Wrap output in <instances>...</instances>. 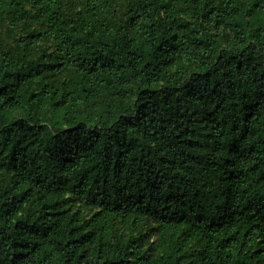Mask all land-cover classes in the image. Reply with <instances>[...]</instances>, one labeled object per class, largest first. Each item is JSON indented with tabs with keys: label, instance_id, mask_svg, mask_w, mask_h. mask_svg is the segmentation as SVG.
Listing matches in <instances>:
<instances>
[{
	"label": "trees",
	"instance_id": "1",
	"mask_svg": "<svg viewBox=\"0 0 264 264\" xmlns=\"http://www.w3.org/2000/svg\"><path fill=\"white\" fill-rule=\"evenodd\" d=\"M0 264H264V0H0Z\"/></svg>",
	"mask_w": 264,
	"mask_h": 264
}]
</instances>
